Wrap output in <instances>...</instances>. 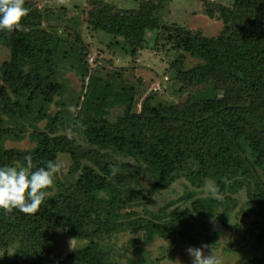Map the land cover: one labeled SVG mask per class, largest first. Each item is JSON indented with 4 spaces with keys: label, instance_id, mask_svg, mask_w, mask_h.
Wrapping results in <instances>:
<instances>
[{
    "label": "rangeland",
    "instance_id": "1",
    "mask_svg": "<svg viewBox=\"0 0 264 264\" xmlns=\"http://www.w3.org/2000/svg\"><path fill=\"white\" fill-rule=\"evenodd\" d=\"M154 1L159 8L154 18L167 30L147 32L135 52L124 38L91 25L92 14L100 10L107 11L109 16L138 12L142 5ZM25 2L40 10L41 29L51 35V65L45 70L33 68L54 86V91L50 99L41 96L33 103L36 114L43 108L45 120L8 121L13 129L21 124L28 133L21 140L3 141L4 148L33 151L38 143L31 134L37 130L50 138L71 140L82 165L98 172L106 163L117 166V174L127 178L126 184L117 188L120 201L116 222L124 228L99 239L111 264H191L186 249L202 246L203 253L214 256L218 264H249L252 260L264 264V185L260 190L256 180H248L240 173L222 177L219 184L218 180L184 172L166 189L155 190V174L146 164L96 145L95 137L87 132L94 123L115 124L128 109L140 115L149 98L153 109L185 108L195 101L236 98L238 88L227 80L211 79L199 86L186 87L168 77L171 65L180 57L185 58V70L202 63L183 52L185 30L194 34L201 31L208 38L218 36L222 23L211 21L204 12L215 11L219 6L233 9L235 0ZM10 60V50L0 47V76L1 67ZM57 158L63 168L47 189L48 197L57 195L62 188L71 189L79 176L72 173L74 163L70 155L59 154ZM12 165L25 166L21 162ZM257 173L264 184V172ZM114 192L115 188L102 196L108 200ZM213 193L220 198H214ZM152 225L169 228L166 232L149 233ZM88 244V240L61 231L46 247L54 263L70 264L68 255L84 250ZM15 247L8 251L11 257ZM3 253L0 252V264H6Z\"/></svg>",
    "mask_w": 264,
    "mask_h": 264
},
{
    "label": "trees",
    "instance_id": "2",
    "mask_svg": "<svg viewBox=\"0 0 264 264\" xmlns=\"http://www.w3.org/2000/svg\"><path fill=\"white\" fill-rule=\"evenodd\" d=\"M24 6L29 11L21 20L20 30L0 31V47L11 52V60L3 64L0 76V166L26 164L24 157L30 155L32 170H36L49 160L57 162L59 154H68L74 163L72 173L79 176L71 189L62 188L57 195L47 196L32 216L15 209L7 213L0 210V252H4L6 264H57L51 260L46 244L62 231L89 241L84 250L68 255L70 264H111L99 239L124 228L116 222L120 201L117 188L123 187L127 178L117 172L111 174L110 166H117L106 163L98 172L82 165L71 140L50 138L37 130L31 134L38 143L33 151L8 150L2 145L8 139L21 140L28 133L21 124L13 129L9 120L39 123L47 118L42 107L36 114L33 103L41 96L50 99L54 91V86L37 72L52 63L51 35L41 29L40 10L26 2ZM158 9L154 1L142 5L138 12L109 16L100 10L92 14L91 25L124 38L135 52L147 32L167 30L154 18ZM204 14L222 23L221 33L208 38L201 31L194 34L185 30L183 52L202 63L185 70V58L180 57L171 65L168 77L186 87L211 79L227 80L237 86L239 95L161 109H153L149 98L140 115L128 109L115 124L94 123L87 132L95 137L96 145L146 164L155 174V190L166 189L184 172L218 180L219 184L222 177L240 173L256 180L255 185L262 190L264 184L257 172H264V0H235L233 9L219 6ZM114 188L116 194L106 200L102 195ZM168 228L152 225L148 231L166 232ZM15 245L11 257L8 251Z\"/></svg>",
    "mask_w": 264,
    "mask_h": 264
},
{
    "label": "clouds",
    "instance_id": "3",
    "mask_svg": "<svg viewBox=\"0 0 264 264\" xmlns=\"http://www.w3.org/2000/svg\"><path fill=\"white\" fill-rule=\"evenodd\" d=\"M24 5L25 0H0V31L20 30L21 20L29 11ZM24 160L25 166H0V210L7 213L15 209L32 216L48 196L47 189L52 186L63 165L49 160L45 167L32 170L31 156L26 155ZM110 168L111 174L115 175L116 169ZM212 195L220 198L217 193ZM202 247L186 249L191 264H218L214 256L203 253Z\"/></svg>",
    "mask_w": 264,
    "mask_h": 264
},
{
    "label": "crops",
    "instance_id": "4",
    "mask_svg": "<svg viewBox=\"0 0 264 264\" xmlns=\"http://www.w3.org/2000/svg\"><path fill=\"white\" fill-rule=\"evenodd\" d=\"M175 11H176V10H175V8H174V13H175ZM178 13H179V9H178ZM186 26H187V25H186ZM180 27H183V26L180 25Z\"/></svg>",
    "mask_w": 264,
    "mask_h": 264
}]
</instances>
